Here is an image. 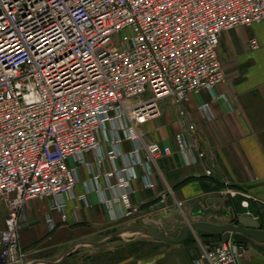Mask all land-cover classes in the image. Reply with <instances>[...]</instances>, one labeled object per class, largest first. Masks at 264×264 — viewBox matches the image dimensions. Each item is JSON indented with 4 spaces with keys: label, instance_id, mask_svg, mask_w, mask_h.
I'll list each match as a JSON object with an SVG mask.
<instances>
[{
    "label": "built area",
    "instance_id": "built-area-1",
    "mask_svg": "<svg viewBox=\"0 0 264 264\" xmlns=\"http://www.w3.org/2000/svg\"><path fill=\"white\" fill-rule=\"evenodd\" d=\"M263 19L264 0H0V264L26 263L20 232L27 202L51 199L63 212V197L79 182L68 159L91 170L86 152L96 153L98 165L122 161L103 173L114 180L108 188L120 191L106 198L95 186L101 175L91 170L75 199L88 206L93 191L117 219L138 216L136 168L153 187L156 161L172 153L144 142L138 126L160 113L162 98L181 107L191 93L224 81L222 33ZM174 139L181 155L204 156L184 132ZM245 252L244 244L220 241L203 247L195 264H245Z\"/></svg>",
    "mask_w": 264,
    "mask_h": 264
},
{
    "label": "crops",
    "instance_id": "crops-1",
    "mask_svg": "<svg viewBox=\"0 0 264 264\" xmlns=\"http://www.w3.org/2000/svg\"><path fill=\"white\" fill-rule=\"evenodd\" d=\"M251 39L257 41L256 49L250 47ZM217 54L224 81L211 90L191 93L181 107L172 97L162 98L158 103L160 113L138 126L144 142L172 149L171 155L156 161L153 187H145L143 170L136 168L131 200L140 207L138 216L117 219L93 191L87 194L88 206L75 199L86 192L83 181L90 178L91 170L101 175L95 186L104 190L106 198L118 195L120 189L108 188L114 180L103 177V173L121 166V160L116 164L105 160L98 165L96 153L86 152L82 159L90 170L69 158L67 165L77 169L79 182L63 197V212L52 208L51 199L26 204L20 232V246L27 255L25 264H195L203 247L223 240L221 234L203 229L184 236L180 229L188 222L203 220L224 226L238 223L244 216L243 230L249 232L248 226L257 222L258 230L264 232V19L224 31ZM203 103L209 104L207 111L200 109ZM188 124L193 129L188 131ZM179 132H184L187 142L204 156L198 158L195 152L181 155L174 139ZM131 147L128 141L122 143V150ZM106 149L103 144L98 151L105 153ZM206 169L211 175L204 173ZM212 199H222L223 203L212 201L209 205ZM195 205L230 214L190 216ZM173 212L176 216L172 217ZM5 215L0 205V231ZM167 237L179 241L165 240ZM257 237L264 240L262 235ZM244 246L245 264H264V252L250 244Z\"/></svg>",
    "mask_w": 264,
    "mask_h": 264
},
{
    "label": "water",
    "instance_id": "water-1",
    "mask_svg": "<svg viewBox=\"0 0 264 264\" xmlns=\"http://www.w3.org/2000/svg\"><path fill=\"white\" fill-rule=\"evenodd\" d=\"M215 202V203H223V200L219 199H215V200H210L208 202V204L210 205L211 203ZM216 213H224L225 215H229L230 213L228 212H222V210L219 211H215ZM214 211H212L210 208L208 209H202L200 206L195 205L192 210L189 212L190 216L192 215H197L198 217H204L209 213H215ZM176 216L175 212L172 213V217ZM244 219H246V217L244 216H240L238 219V223H231V224H227L224 226H217V225H213L211 223H207L203 220H199V221H194V222H188L187 224H185V226H182L183 228H181V233L185 236L189 231L191 230H196V229H203L207 232L210 233H218L221 234V238L223 241H228L231 240L233 242H235L238 245H242V244H250L252 245L254 248H256V250L264 252V240L261 239L260 237L257 236H264V232H261L260 230H258V224L257 222L251 224L248 226V228H250L251 230L248 232L246 230H243L241 227L244 226L246 227V225H244ZM141 228V227H140ZM142 229H146L144 227H142ZM147 230V229H146ZM150 233V231H148ZM153 236H156L157 238H164L163 235H157L154 232H152ZM151 234V233H150ZM169 238H165V240H168ZM179 238H170L169 240H175V241H179Z\"/></svg>",
    "mask_w": 264,
    "mask_h": 264
},
{
    "label": "trees",
    "instance_id": "trees-1",
    "mask_svg": "<svg viewBox=\"0 0 264 264\" xmlns=\"http://www.w3.org/2000/svg\"><path fill=\"white\" fill-rule=\"evenodd\" d=\"M210 236H212V235H210Z\"/></svg>",
    "mask_w": 264,
    "mask_h": 264
}]
</instances>
